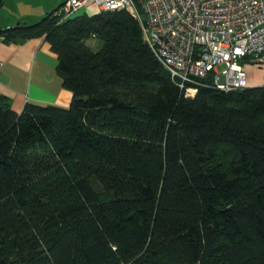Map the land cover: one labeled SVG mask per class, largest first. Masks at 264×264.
Segmentation results:
<instances>
[{"label": "trees", "instance_id": "16d2710c", "mask_svg": "<svg viewBox=\"0 0 264 264\" xmlns=\"http://www.w3.org/2000/svg\"><path fill=\"white\" fill-rule=\"evenodd\" d=\"M53 11L0 27L72 92L0 94V264H264V84L184 95L129 9Z\"/></svg>", "mask_w": 264, "mask_h": 264}, {"label": "built area", "instance_id": "2783aa9c", "mask_svg": "<svg viewBox=\"0 0 264 264\" xmlns=\"http://www.w3.org/2000/svg\"><path fill=\"white\" fill-rule=\"evenodd\" d=\"M93 2L101 11L133 13L184 95L194 97L206 80L219 90L246 88L243 59L264 64V0H66L53 16L66 19Z\"/></svg>", "mask_w": 264, "mask_h": 264}, {"label": "crops", "instance_id": "0c3cea01", "mask_svg": "<svg viewBox=\"0 0 264 264\" xmlns=\"http://www.w3.org/2000/svg\"><path fill=\"white\" fill-rule=\"evenodd\" d=\"M0 27L18 21L30 24L66 0H2ZM46 37H31L19 42H4L0 37V94L9 98L11 107L21 112L26 102L68 107L72 92L62 86L56 74L57 55ZM247 86L264 84V65L244 61Z\"/></svg>", "mask_w": 264, "mask_h": 264}, {"label": "rangeland", "instance_id": "374dc122", "mask_svg": "<svg viewBox=\"0 0 264 264\" xmlns=\"http://www.w3.org/2000/svg\"><path fill=\"white\" fill-rule=\"evenodd\" d=\"M98 11H99L98 6L94 2L93 3H87L86 5L80 7V9L77 12L75 11V12L71 13L70 17L79 16L82 13L92 15L93 13H96ZM87 42L89 43L91 48H93L94 50L99 49V47L101 45V41L97 37L90 38V39L88 38ZM247 61H251V59L248 58V59H246V62ZM259 65L263 66L264 64H259Z\"/></svg>", "mask_w": 264, "mask_h": 264}, {"label": "water", "instance_id": "95a60500", "mask_svg": "<svg viewBox=\"0 0 264 264\" xmlns=\"http://www.w3.org/2000/svg\"><path fill=\"white\" fill-rule=\"evenodd\" d=\"M3 3V1L2 0H0V7H1V4Z\"/></svg>", "mask_w": 264, "mask_h": 264}]
</instances>
